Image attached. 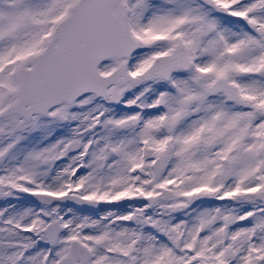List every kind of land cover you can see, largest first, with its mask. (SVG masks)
<instances>
[{"label": "snow or ice", "instance_id": "1", "mask_svg": "<svg viewBox=\"0 0 264 264\" xmlns=\"http://www.w3.org/2000/svg\"><path fill=\"white\" fill-rule=\"evenodd\" d=\"M0 264H264V0H0Z\"/></svg>", "mask_w": 264, "mask_h": 264}]
</instances>
